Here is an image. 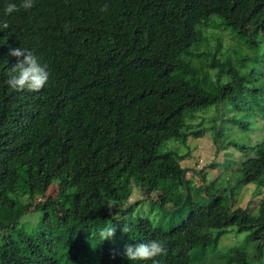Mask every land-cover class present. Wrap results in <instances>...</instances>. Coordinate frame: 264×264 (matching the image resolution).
I'll use <instances>...</instances> for the list:
<instances>
[{
	"label": "trees",
	"instance_id": "1",
	"mask_svg": "<svg viewBox=\"0 0 264 264\" xmlns=\"http://www.w3.org/2000/svg\"><path fill=\"white\" fill-rule=\"evenodd\" d=\"M10 3L19 8L21 0H0V217L9 220L2 231L15 242L0 236V264H152L128 261L123 249L154 239L166 247L159 264H182L201 258L230 227L249 232L253 259H260L264 199L255 213L232 207V195L206 199V191L203 202L190 203L183 155L161 147L201 135L202 128L185 130L184 113L222 101L235 106L264 65V52L243 55L238 71L227 59L214 63L230 80L208 84L192 63L202 29L228 30L255 48L264 39V13L245 28L233 15L235 0H33L31 9L6 14ZM18 47L47 65L40 92L6 83L17 62L9 51ZM255 151L240 162L238 185L264 176V144ZM131 183L168 192L166 226L154 223L156 216L133 215L139 203L126 205ZM49 186L53 197L46 196ZM104 203L120 207L118 216L89 213ZM30 209L39 214L35 226L16 229ZM105 227L116 228L112 240L100 238ZM242 258L240 252L235 260Z\"/></svg>",
	"mask_w": 264,
	"mask_h": 264
},
{
	"label": "rangeland",
	"instance_id": "2",
	"mask_svg": "<svg viewBox=\"0 0 264 264\" xmlns=\"http://www.w3.org/2000/svg\"><path fill=\"white\" fill-rule=\"evenodd\" d=\"M263 13L264 0H235L233 15L245 28H252ZM201 33L203 42L192 49L193 54L200 56L194 58L192 63L202 67L201 74L210 85L227 84L230 80L225 71L219 74L218 69L212 64L228 60L227 62L238 71L240 66L237 62L243 55L264 52L263 38L255 48L247 49L242 41L233 37L228 30L203 28ZM232 50L234 52H231ZM182 58L183 56L181 60ZM246 87L247 90L237 98L235 106L228 101H222L216 106L202 110L186 111L183 115L185 130L191 132L202 128L204 132L195 137L188 135L184 143L167 141L161 147L162 151H173L177 155H183L179 165L186 170L184 185L190 203L201 202L202 193L206 191L208 193L206 199L217 193L221 197L232 195L234 200L230 204L232 207L246 208L250 213H255L256 205L264 199V176L255 184H237L240 162L254 157L257 146L264 144V65L258 69L254 79L249 81ZM164 192L168 193L154 183L141 188L131 183V194L126 205L139 203L133 215L149 219L156 216L157 221L153 222L160 221L161 226H166V215L161 212L169 210L171 204L167 203ZM53 195L54 186H49L46 196ZM16 196L12 195L14 198ZM19 199L29 202L25 196H20ZM35 199L38 201V197ZM160 203L162 205H159ZM114 207L104 203L94 206L89 213L98 215L107 209L117 217L120 207ZM38 216L37 212L28 210L18 220L15 228L29 231L35 226ZM8 224V219L2 220L0 217V236L9 235L11 242H15L13 233L2 231ZM255 251L256 242L251 241L249 232L236 233L234 228L230 227L220 235L214 247H207L204 250L201 258L197 256L193 262L182 260V264H264V253H261L262 256L257 260L253 259L256 256ZM240 252L243 258L238 263L239 258L236 261L235 257Z\"/></svg>",
	"mask_w": 264,
	"mask_h": 264
},
{
	"label": "clouds",
	"instance_id": "3",
	"mask_svg": "<svg viewBox=\"0 0 264 264\" xmlns=\"http://www.w3.org/2000/svg\"><path fill=\"white\" fill-rule=\"evenodd\" d=\"M32 7L33 0H21L19 8L17 4L10 3L7 5L5 12L6 14H11L19 11L20 8L29 10ZM107 7L105 5L102 11H107ZM3 28L7 29L8 24L4 23ZM9 55L16 58L17 62L7 72V85L16 91L40 92L49 81L50 73L47 70V65H41L37 57L26 48L10 49ZM129 230L127 225L121 229L123 233ZM115 233V227H105L99 232V236L103 241L112 240ZM165 253L166 247L159 239H154L147 243H136L135 245L126 244L123 249V254L128 261H152V264H159L156 258Z\"/></svg>",
	"mask_w": 264,
	"mask_h": 264
}]
</instances>
